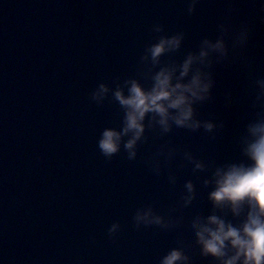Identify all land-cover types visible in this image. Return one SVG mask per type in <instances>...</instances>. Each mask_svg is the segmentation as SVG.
I'll list each match as a JSON object with an SVG mask.
<instances>
[{
  "label": "water",
  "instance_id": "obj_1",
  "mask_svg": "<svg viewBox=\"0 0 264 264\" xmlns=\"http://www.w3.org/2000/svg\"><path fill=\"white\" fill-rule=\"evenodd\" d=\"M189 3L0 0V264H158L173 250L188 264H221L200 254L190 226L212 214L234 224L246 215L214 209L208 194L218 167L248 163L247 127L264 111L252 106L254 81L264 77V13L252 0H199L192 13ZM220 23L228 35L247 31L240 57L248 68L210 69L209 99L196 119L213 131L163 133L146 120L134 160L123 147L103 156L98 140L122 128L124 111L111 93L92 99L99 84L114 90L137 79L150 88L146 46L183 32L181 48L160 64L178 65ZM148 206L166 227H136V212ZM114 223L120 229L110 236Z\"/></svg>",
  "mask_w": 264,
  "mask_h": 264
},
{
  "label": "clouds",
  "instance_id": "obj_2",
  "mask_svg": "<svg viewBox=\"0 0 264 264\" xmlns=\"http://www.w3.org/2000/svg\"><path fill=\"white\" fill-rule=\"evenodd\" d=\"M252 2L258 3L260 12L264 13V0ZM198 3L199 0H190L189 13L195 11ZM153 31L161 33L163 27L156 25ZM183 40V32L160 35L156 42L145 47L141 62L149 66L150 88H145L137 79H130L114 90L101 83L92 93V99L97 103L111 93L124 111L122 128L105 129L98 140L103 156L111 159L123 147L128 159L134 160L137 145L145 140L146 120L149 121L148 127L158 125L163 133L171 132L173 126L192 133L199 131L204 136L213 131L210 124L197 121V106L209 99L211 68L242 66L247 70V63L240 57L247 44V31L241 28L228 35L224 24L220 23L215 38L206 37L201 41L198 54H188L178 65L160 66L161 57L178 51ZM157 67L159 70L155 71ZM254 87L256 95L252 106L264 109V77L256 78ZM247 131L250 139L245 140L243 155L248 163L218 167L213 173V190L208 194L214 209H229L234 217H240L247 209L242 222L234 224L212 214L197 218L190 226L200 254L219 260L221 264H264V111H257L256 121L248 125ZM200 171L199 165L192 166V172ZM183 192L186 199L181 208H187L192 199L188 185H184ZM134 220L137 228L141 225L166 227L164 217L151 206L139 209ZM119 229V223L112 224L110 236H115ZM158 264L188 262L181 252L173 250L167 252Z\"/></svg>",
  "mask_w": 264,
  "mask_h": 264
}]
</instances>
